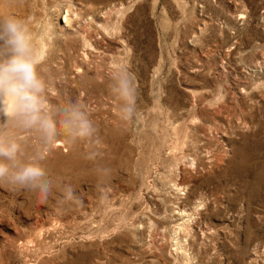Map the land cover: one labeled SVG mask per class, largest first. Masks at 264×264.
Masks as SVG:
<instances>
[{
  "label": "rangeland",
  "instance_id": "rangeland-1",
  "mask_svg": "<svg viewBox=\"0 0 264 264\" xmlns=\"http://www.w3.org/2000/svg\"><path fill=\"white\" fill-rule=\"evenodd\" d=\"M7 16L47 50L54 117L77 104L95 132L49 146L0 122L55 184L46 203L0 187V264H264V0H0Z\"/></svg>",
  "mask_w": 264,
  "mask_h": 264
},
{
  "label": "clouds",
  "instance_id": "clouds-1",
  "mask_svg": "<svg viewBox=\"0 0 264 264\" xmlns=\"http://www.w3.org/2000/svg\"><path fill=\"white\" fill-rule=\"evenodd\" d=\"M33 44L25 19L0 17V122H13L18 128L35 130L47 145L57 143L61 134L73 143L90 139L95 129L88 114L77 104L57 106L54 117L46 104L47 82L39 66L47 58ZM125 102L123 112L130 119L134 112L135 89L129 79H122L116 88ZM48 152L25 157L21 143L0 135V187L25 193L40 203L53 195V177L45 164ZM66 198H73L69 186Z\"/></svg>",
  "mask_w": 264,
  "mask_h": 264
},
{
  "label": "bare ground",
  "instance_id": "bare-ground-1",
  "mask_svg": "<svg viewBox=\"0 0 264 264\" xmlns=\"http://www.w3.org/2000/svg\"><path fill=\"white\" fill-rule=\"evenodd\" d=\"M2 123H3V122H2ZM195 143H196V140H195ZM196 144H197V143H196ZM196 144H195V145H196ZM197 149H198V148H197ZM199 150H200V149H199ZM198 152H199V151H198ZM195 153H196V152H195ZM198 154H199V153H198ZM196 156L198 157V155H196ZM194 157H195V156H194ZM197 157H196V158H197ZM194 161H195V159H194ZM200 161H201V160H200ZM199 163H201V162H199ZM201 164H202V163H201ZM205 165H206V164H205ZM202 166H203V164H202ZM196 167H197V166H196ZM197 168H199V166H198ZM177 184H178V183H177ZM258 245H259V244H258ZM263 253H264V252H263ZM261 255H263V254H261ZM259 257H260V256H259ZM256 259H257V258H256ZM251 260H252V259H251ZM252 261H253V260H252Z\"/></svg>",
  "mask_w": 264,
  "mask_h": 264
}]
</instances>
